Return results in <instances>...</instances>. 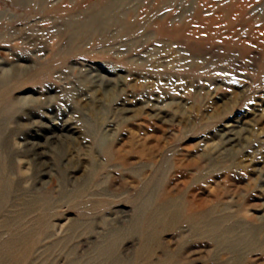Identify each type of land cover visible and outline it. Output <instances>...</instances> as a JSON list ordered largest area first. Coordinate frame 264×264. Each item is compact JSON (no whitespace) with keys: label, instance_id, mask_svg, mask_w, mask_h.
Instances as JSON below:
<instances>
[{"label":"rangeland","instance_id":"obj_1","mask_svg":"<svg viewBox=\"0 0 264 264\" xmlns=\"http://www.w3.org/2000/svg\"><path fill=\"white\" fill-rule=\"evenodd\" d=\"M80 1L0 0V155L13 183L0 246L28 234L24 264H264V0H156L159 11L130 0L118 13L150 16L144 34L113 25L70 45L58 17ZM208 151L227 163L197 181L189 165L163 167ZM146 190L154 204L220 201L232 217L215 234L150 225Z\"/></svg>","mask_w":264,"mask_h":264},{"label":"bare ground","instance_id":"obj_2","mask_svg":"<svg viewBox=\"0 0 264 264\" xmlns=\"http://www.w3.org/2000/svg\"><path fill=\"white\" fill-rule=\"evenodd\" d=\"M157 1L155 0V3L151 4L150 8L156 7V10L159 11L160 6L156 5ZM128 3H130V0H82L78 5H75L72 8V10L75 11L74 14L73 12H70L69 14H64L58 17L64 20V23L60 25L61 33L66 34L70 31L72 36L69 43L70 45H73L80 42L85 34L90 31L92 33L97 31L104 33L107 32V29L113 25H121L116 34L118 37H127L133 34L142 33L148 25L155 23L150 16L135 19L138 8H136V12L134 13L131 12V9L127 10L125 8L124 11H121L119 14L118 10L120 7H125ZM148 32L150 33V31ZM164 140L165 139H163V141ZM104 151L107 156L110 155L111 146L108 142L104 145ZM146 155H148L147 159L145 158L148 163L144 166H156L159 161V159H155L156 154L149 152ZM199 157L200 158L191 159L189 161H186L185 158L178 157V159L176 158L177 163H175L170 160V156H167L162 161L165 165L163 167L169 170L171 166L187 167L189 165L194 169V173H191L192 175L190 176V180L196 179L197 181L204 176L201 172L204 170L205 166L220 167L218 169H221L223 164L227 163V160L224 159V157L215 155L211 151L200 153ZM123 162L122 165L124 164ZM156 170H159V168L157 167ZM178 171L181 176H185V173L188 174L184 168H181L180 170L178 169ZM10 176L11 174L8 171L6 159L0 155V209L4 199H7L10 191H12L13 183L10 180ZM151 179L154 181L155 177ZM149 191L146 190L141 194L143 200V204L141 206L143 209H147L146 211L150 212L147 219V221L149 220L150 225L155 224L156 222H163L166 226H176L186 223L189 226V229L197 232L205 231L215 234L224 225V222L230 221L232 217L230 212L224 211L223 207L221 208V204L219 203L220 201L209 204L208 199L206 198L197 199L194 196L191 198L187 197V199H178V196L174 193H163L159 195V202L154 204L152 197L153 194ZM251 215L256 217V213L254 211ZM28 236V234H24L21 237H18V239L5 241L0 246V264H24L32 249V243L29 242ZM243 238L245 239V236L241 237V241ZM247 242H249V245H252L254 241L247 239ZM169 260L170 258L168 257L164 261L167 263Z\"/></svg>","mask_w":264,"mask_h":264}]
</instances>
